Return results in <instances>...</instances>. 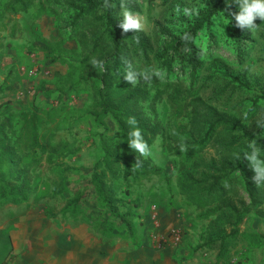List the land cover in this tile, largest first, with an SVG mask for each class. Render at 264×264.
Listing matches in <instances>:
<instances>
[{
    "label": "rangeland",
    "instance_id": "1",
    "mask_svg": "<svg viewBox=\"0 0 264 264\" xmlns=\"http://www.w3.org/2000/svg\"><path fill=\"white\" fill-rule=\"evenodd\" d=\"M115 1L114 19L120 23L122 5L132 11L141 28L129 31L144 35L155 50L164 39L159 30L175 32L183 13L195 5L194 0ZM88 2L97 9L78 16L63 0H0L5 24L0 31V111L36 108L48 145L74 152L62 167L42 161L31 170L23 200L0 198V264H264V179L260 186L252 181L250 162L232 173L218 193L207 195L191 186L179 169L181 158L171 156L157 137L142 157L163 169L167 179L130 187L120 181L113 186L119 201L114 204L90 196L76 207L66 206L70 190L81 186L101 156L103 126L90 116V97L98 84L80 82L77 73L67 76L68 65L82 57V43L103 30L105 5ZM254 23L261 27L252 32L247 26L252 40L242 50L252 49L246 53L234 52L222 40L207 49L203 37V66L194 81L189 69L177 72L179 83L204 102L189 108L202 121L198 127L207 108L234 116L248 134L264 123L259 99L264 93V21ZM158 109L166 123L171 109ZM112 123L105 121L110 129ZM222 135L196 155L200 166L219 158ZM245 141L240 143L244 150ZM259 144L264 146V131ZM191 164L186 169L194 176L200 169L194 172ZM58 176L69 187L62 195L54 194Z\"/></svg>",
    "mask_w": 264,
    "mask_h": 264
},
{
    "label": "trees",
    "instance_id": "2",
    "mask_svg": "<svg viewBox=\"0 0 264 264\" xmlns=\"http://www.w3.org/2000/svg\"><path fill=\"white\" fill-rule=\"evenodd\" d=\"M63 1L69 9H75L78 16L97 9L88 0ZM106 2L109 6L105 8L103 30L82 43V57L75 65H68L71 71L67 74L68 78L77 73L80 82L91 86L98 84L90 97V116L96 126H103V132L98 134L101 156L89 176L80 180L83 181L81 186L70 190L71 197L66 200V206L76 207L90 196L105 205L114 204L119 201L115 198L113 186L120 181L128 182L130 187L153 178L167 179L163 169L152 165L128 147V133L133 128L141 130L148 146L157 137L161 138L165 150L171 156L181 158L179 169L189 178L192 187L207 195L218 193L232 173L243 170L248 162L243 154L250 150V143L264 154V146L259 144L264 128L248 134L241 121L234 116L208 108L204 112V123L198 127L202 121L197 120V114L189 108L196 104L203 106L204 102L191 96L179 83L177 72L182 74L189 69L191 81H194L203 66V37L207 49L215 40H222L227 47L232 45L234 52L244 54L252 49L250 45L246 51L242 50L252 40L251 32L247 26L236 27L231 17H228L231 20L228 25H222L225 33L222 32L219 17L226 8L225 0H194V7L183 13L182 25L175 32L166 28L159 30L164 39L155 50L141 33L124 32L113 16L112 5L116 1L102 0L104 5ZM229 11L238 12V5L233 4ZM2 21L0 18V31L5 27ZM129 65L139 73L133 83L124 80ZM145 74L148 79L143 78ZM74 88L71 86V90ZM259 99L264 101V93ZM161 105L171 109V117L166 123L159 119L158 108ZM2 111L4 109L0 111V198L23 200L26 198L24 193L29 191L26 180L31 170L39 167L42 161L62 167V160L74 152H58L48 145V135L40 131L36 108L6 110L5 115ZM108 119L113 122L112 129L105 125ZM220 131L224 135L219 143V147L223 148L218 153L219 158L200 166L196 155L213 138L219 140ZM243 140H246V150L240 147ZM191 162V170L196 172L200 169L194 176L186 169ZM63 168V172L67 171L66 167ZM59 180L55 195H62L69 189L64 177L60 176Z\"/></svg>",
    "mask_w": 264,
    "mask_h": 264
},
{
    "label": "clouds",
    "instance_id": "3",
    "mask_svg": "<svg viewBox=\"0 0 264 264\" xmlns=\"http://www.w3.org/2000/svg\"><path fill=\"white\" fill-rule=\"evenodd\" d=\"M226 8L224 11H221L219 17V24L221 25V30L224 32L222 25H228L231 20L236 22V27H245L248 26L249 29L253 32L255 29L260 28L261 26H256L254 21L259 19L264 21V0H225ZM233 4L238 5V12H231L229 9ZM109 5L106 2L105 8ZM231 17V20L228 18ZM120 23L119 27L127 32L129 30H139L141 28V22L133 12L124 8L122 5V10L120 13ZM264 26V25H262ZM225 33V32H224ZM139 77V73L131 69L129 65V70L124 76V80L128 83L136 82ZM144 79H148L147 74L144 75ZM134 123V121H133ZM264 128V124L259 125ZM129 139L127 141L128 147L133 150L135 153H139L141 156L148 154L149 146L144 141L139 128H133L128 133ZM248 148L251 151H245L243 154L244 160L250 162V167L254 171L255 175L252 177V181L260 186L261 183L258 181L264 179V159L260 158L259 150L253 145L249 144ZM138 163V161H137Z\"/></svg>",
    "mask_w": 264,
    "mask_h": 264
}]
</instances>
